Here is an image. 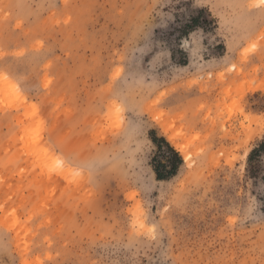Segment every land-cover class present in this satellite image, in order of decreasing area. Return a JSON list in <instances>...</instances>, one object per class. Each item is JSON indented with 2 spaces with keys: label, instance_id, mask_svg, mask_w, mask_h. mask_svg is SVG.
<instances>
[{
  "label": "rangeland",
  "instance_id": "1",
  "mask_svg": "<svg viewBox=\"0 0 264 264\" xmlns=\"http://www.w3.org/2000/svg\"><path fill=\"white\" fill-rule=\"evenodd\" d=\"M253 2L0 0V264H264Z\"/></svg>",
  "mask_w": 264,
  "mask_h": 264
},
{
  "label": "trees",
  "instance_id": "2",
  "mask_svg": "<svg viewBox=\"0 0 264 264\" xmlns=\"http://www.w3.org/2000/svg\"><path fill=\"white\" fill-rule=\"evenodd\" d=\"M169 151L171 152V155L169 157V163H170V169L168 170V176L171 175V174H174L175 171L177 170L178 166L182 163V160L179 156V154L177 152L174 151L173 148L171 147H168ZM264 150V138L257 144V146L255 148H253L249 155H248V162L249 164L252 162V160L262 151ZM160 166H163L164 167V164H161L159 163L155 168H154V171H155V174L157 176V178H163V174L162 172L159 171V168ZM252 170L251 172L252 173H255L256 171V166H252Z\"/></svg>",
  "mask_w": 264,
  "mask_h": 264
},
{
  "label": "snow or ice",
  "instance_id": "3",
  "mask_svg": "<svg viewBox=\"0 0 264 264\" xmlns=\"http://www.w3.org/2000/svg\"><path fill=\"white\" fill-rule=\"evenodd\" d=\"M251 7H255V8H260V9H264V0H254L253 4L250 5ZM256 48V45H251L250 48L245 49L246 53L248 51H254ZM141 227H143V224L141 223L140 225Z\"/></svg>",
  "mask_w": 264,
  "mask_h": 264
},
{
  "label": "bare ground",
  "instance_id": "4",
  "mask_svg": "<svg viewBox=\"0 0 264 264\" xmlns=\"http://www.w3.org/2000/svg\"><path fill=\"white\" fill-rule=\"evenodd\" d=\"M171 139L173 140V138L171 137ZM176 146H178L180 148V151L183 153L184 159L187 157V152L184 150V148H182L181 145L176 144Z\"/></svg>",
  "mask_w": 264,
  "mask_h": 264
}]
</instances>
